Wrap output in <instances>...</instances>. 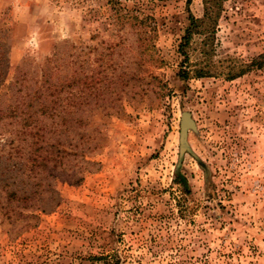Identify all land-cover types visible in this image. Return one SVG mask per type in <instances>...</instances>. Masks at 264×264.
<instances>
[{
    "label": "rangeland",
    "instance_id": "374dc122",
    "mask_svg": "<svg viewBox=\"0 0 264 264\" xmlns=\"http://www.w3.org/2000/svg\"><path fill=\"white\" fill-rule=\"evenodd\" d=\"M218 2L182 53L205 0H0L1 167L31 150L20 112L48 58L108 138L41 209L0 184V264H264V0Z\"/></svg>",
    "mask_w": 264,
    "mask_h": 264
},
{
    "label": "trees",
    "instance_id": "16d2710c",
    "mask_svg": "<svg viewBox=\"0 0 264 264\" xmlns=\"http://www.w3.org/2000/svg\"><path fill=\"white\" fill-rule=\"evenodd\" d=\"M219 5L218 0H205L204 19L200 21L192 18V24L180 46L182 53L193 34L201 33L197 31L202 25L216 21ZM138 18L133 14L125 15V20H135L138 24L144 25L145 21H139ZM50 60L48 58L45 64L46 70L43 69L46 79L42 82V86L34 90L33 95L29 97L28 105L23 103L26 109L20 112L28 114L20 124L25 130V133H22L27 135L29 132L33 139L31 150L28 153H22L20 144L14 143V153L9 156L10 162L7 166L1 167L3 163L0 161V184L3 185L4 198L8 202H18L25 209H32V211L41 209L37 206L38 204H35L34 198H44V195L47 198H60L53 183L47 182L46 179L56 180L61 175H66L70 183L82 182L84 172L94 165L87 158L104 148L108 141L104 132L105 124L103 122L98 124L97 121L91 123L84 117L85 113L88 111L92 113L94 110L89 109V103L76 102V98L80 99L81 96L74 92V82L66 85V89L60 88L55 80L54 64H51L54 62ZM253 65L258 68L263 67L264 54ZM88 85L90 84L86 82L87 87ZM62 91L66 92L67 103L60 100L63 97ZM81 94L83 96V93ZM121 112L125 114L124 105H119L115 115L118 116ZM10 113L13 117L17 116L18 108H14ZM38 114L44 117L43 121L35 119ZM112 115L114 112L106 113L107 117Z\"/></svg>",
    "mask_w": 264,
    "mask_h": 264
},
{
    "label": "water",
    "instance_id": "95a60500",
    "mask_svg": "<svg viewBox=\"0 0 264 264\" xmlns=\"http://www.w3.org/2000/svg\"><path fill=\"white\" fill-rule=\"evenodd\" d=\"M181 125H182V145H183L184 149H187L186 137H187L188 128L195 130V124L192 121L190 114H188V113L183 114V119H182Z\"/></svg>",
    "mask_w": 264,
    "mask_h": 264
}]
</instances>
